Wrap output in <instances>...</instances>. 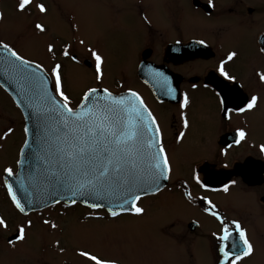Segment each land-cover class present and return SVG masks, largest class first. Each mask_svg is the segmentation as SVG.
<instances>
[{"label":"flooded vegetation","instance_id":"af4514ba","mask_svg":"<svg viewBox=\"0 0 264 264\" xmlns=\"http://www.w3.org/2000/svg\"><path fill=\"white\" fill-rule=\"evenodd\" d=\"M100 1L96 16L104 20L99 27L101 45L86 43L84 50H78L82 55H78L72 52L76 50L75 44L66 42L71 45L69 52L79 58V63L62 55L65 44L54 47L55 58L49 53L48 58L41 59V62L52 66L54 63L64 65L66 61L84 68L86 84L92 83L82 92L89 87H107L114 93L127 94L128 89H132L143 97L161 126L173 174L160 193L145 196L139 206L143 205L142 201L150 199L158 207L165 206L163 209L182 206L188 209L187 215L182 213L184 222L180 229L165 234L168 240L184 246V255H193L195 241L203 238L201 229L204 221L214 228V232L220 228L219 222L204 212L207 205L200 197L210 199L216 205L215 210L227 221H239L247 230L249 239H254L250 229L256 230L254 226L263 223V232H256L264 242V152L260 151V145L264 144V81L260 79L264 74V52L261 51L264 48L263 0ZM67 12L71 20L70 11ZM108 16H113V26L108 25ZM48 24L50 29L56 28L54 22L48 21ZM43 25L46 31H50L45 23ZM199 40H204L206 46L196 43ZM234 40L241 43L236 46L232 43ZM88 48L96 50L105 59L102 83L95 80V60ZM232 51L238 55L227 61ZM246 58L249 62L245 61ZM222 60L227 61L226 71L236 77L235 82L225 81L229 88L246 99L253 95L259 97L258 107L246 113H233L231 120H225L216 96L220 91L217 81L223 80L216 69ZM155 72H163L169 77L171 86L177 89L176 99L167 95L166 86L153 78ZM65 88L73 105L78 103L81 97L72 96L66 83ZM184 92L191 99L186 110L190 122L187 130L182 127L179 107ZM229 107L234 105L230 103ZM239 128L248 135L246 142L235 145L233 140ZM181 131H185V138L178 142L177 136ZM228 144H233V147L228 149V156L223 157L220 152ZM225 163L227 168L223 167ZM4 168H1L3 179L0 182L6 197L3 204L8 202V208L4 210L13 209L14 215L6 220L7 229L0 227V251L26 255L22 245L32 246L41 240L44 223L37 219L60 205L31 211L27 215L19 213L4 187ZM14 171H17V164ZM193 172L199 173L209 190L196 185L192 179ZM232 180L236 183L224 192V184ZM186 191L193 195L191 202L184 195ZM29 220L32 221L31 227L27 226ZM20 226H24L26 232V239L22 241L17 239ZM209 238L212 240H208V254L212 264H217L216 241L213 236ZM9 241L16 243L13 245ZM32 261L44 264L43 258L33 256Z\"/></svg>","mask_w":264,"mask_h":264},{"label":"snow or ice","instance_id":"6c2138e0","mask_svg":"<svg viewBox=\"0 0 264 264\" xmlns=\"http://www.w3.org/2000/svg\"><path fill=\"white\" fill-rule=\"evenodd\" d=\"M31 2L19 0L18 10L26 11ZM36 7L40 13L47 12L43 3ZM35 28L41 33L46 31L41 23L35 24ZM79 43L84 45L85 41L81 39ZM196 43L206 46L204 40ZM54 47L52 43L47 45V52L53 58ZM70 47L66 44L62 55L79 63V58L69 52ZM88 51L95 60V80L102 83L105 59L92 48H88ZM261 51L264 52V48ZM237 55L236 51L230 52L227 61L234 60ZM227 61H220L216 69L223 78L217 81L220 91L216 96L219 97L220 111L225 120H231L233 113H246L258 107L259 97L253 95L246 99L235 89L229 88L225 81L235 82L236 77L226 71ZM0 75L6 84L15 85L13 90L18 97L16 105H23L26 113L23 128L25 139L19 150L20 158L16 161L19 170L4 168V187L19 213L27 215L26 205L34 203L29 189L35 190L37 180H41L44 193L52 204L66 201L67 206H74L83 203L92 210L104 209L107 216L113 219L124 214L138 217L145 214V208L139 206V202L145 196L157 195L166 187L162 181L172 178L173 166L163 142L161 126L138 92L128 89L125 95L114 93L107 87H89L79 102L73 105L72 98L66 92L61 63L45 67L42 63L27 59L3 41H0ZM153 78L162 82L166 86V94L176 99L177 89L171 86L169 77L163 72H155ZM260 79L264 81V74L260 75ZM181 96L182 127L187 130L190 122L186 110L191 105V99L187 92ZM230 103L234 107L230 108ZM12 131L9 128L0 139H6ZM247 135L243 128L237 129L233 143L240 145L246 142ZM184 138L185 131H181L177 141ZM232 147L233 144H228L220 155L227 157L228 149ZM260 151L264 152V144L260 145ZM223 167L227 168L228 165L225 163ZM10 179L25 194L23 202ZM192 179L200 188L209 190L198 172H193ZM26 180L29 181L27 185ZM235 183L232 180L224 184L223 191L228 192L230 185ZM184 195L189 202L193 200L190 191ZM200 199L207 205L204 212L213 216L220 225L219 231L212 234L219 256L217 264H237L253 256L255 247L240 222L227 221L215 210L216 205L210 199ZM41 202L48 206L49 199H42ZM89 217L104 219L95 212H90ZM43 223L47 225L50 221L44 220ZM8 226L6 220L0 217V227L7 229ZM27 226H32L31 220ZM51 227L56 228L57 225L52 223ZM17 239H26L24 226L18 228ZM9 243L14 245L16 241ZM78 255L92 264H118L116 260L103 259L85 250Z\"/></svg>","mask_w":264,"mask_h":264},{"label":"rangeland","instance_id":"374dc122","mask_svg":"<svg viewBox=\"0 0 264 264\" xmlns=\"http://www.w3.org/2000/svg\"><path fill=\"white\" fill-rule=\"evenodd\" d=\"M41 3L45 5L47 14L41 15L36 7ZM18 4V0H0V14L3 17L0 19V41L10 44L27 59L39 62L45 57L47 59L49 43L57 47L66 45V42L74 43L76 50L72 52L78 55H82L78 50H84L86 43L101 45L99 27L104 20L96 16L101 6L100 0H32L23 12L18 10ZM68 10L71 20L68 18ZM112 17L106 19L109 26H113ZM262 19L264 24V13ZM48 21L54 22L56 28L50 29ZM37 23H45L50 31L39 32L35 28ZM81 39L85 41L84 45L79 43ZM232 43L237 44V41ZM245 61L249 62L247 58ZM64 62L63 72L68 90L72 96L80 98L82 91L92 82L86 84L87 72L84 68ZM43 65L51 67L46 62ZM9 128L13 129L12 133L6 139H0V170L5 166L14 170L19 148L25 139L22 116L9 95L0 87V137H4ZM2 173L1 170L0 182L3 179ZM5 199L0 187V217L9 220L14 210H4L8 208V202L3 204ZM142 202L140 206L145 208V214L139 217L124 214L115 219H107L103 210H88L80 205L71 208L59 206L54 211H46L42 218L37 219L42 223L44 220L50 221L47 225L41 224L40 243L35 242L32 246L24 243L22 248L26 255L9 250L0 251V264H34L33 256L43 258L44 264H92L78 255L81 250L103 259L116 260L118 264H212L208 254V240H212L209 236L214 233L211 225L204 221L201 229L203 238L195 241L192 256L184 255V246L168 240L165 234L180 229L184 222L182 213L187 215L188 209L184 206L163 209L165 206L158 207L150 199ZM90 212L104 219L89 217ZM52 223L57 227L52 228ZM254 227L263 232V223ZM256 230L250 229V235L254 237H250L255 247L254 255L237 264H264V242L261 240L263 238L259 239L260 234Z\"/></svg>","mask_w":264,"mask_h":264},{"label":"water","instance_id":"95a60500","mask_svg":"<svg viewBox=\"0 0 264 264\" xmlns=\"http://www.w3.org/2000/svg\"><path fill=\"white\" fill-rule=\"evenodd\" d=\"M6 55V53H5ZM0 86L11 98L12 100L14 101L15 105H16V99H18V97H16V94L14 92V87L15 85H8L6 84V81H4V77L2 75H0ZM126 95V94H125ZM17 106V105H16ZM18 109L20 110L22 116H23V119H24V124L26 123L25 121V110L23 108V105H21L20 107H18ZM29 126H30V122H29ZM19 170V169H18ZM9 182L13 183V187L14 189L17 190V195L21 198L22 202H23V198H24V193L22 191H20L19 189V185L17 183L14 182V180L10 179ZM29 183L28 180L25 181V184L27 185ZM166 181H162V184L165 185ZM30 191H32V199L34 201L33 205H26V211L27 213L30 212V211H35V210H41L43 208H46V207H49L51 205H54L51 203V200L49 197L46 196V194L44 193V190H43V184L41 182V180H37L36 182V189L33 190L32 188L29 189ZM42 199H49V204L48 206H45L41 200ZM89 202H93V201H89ZM61 203H64L67 205L66 201H62ZM83 206H85L83 203H79Z\"/></svg>","mask_w":264,"mask_h":264}]
</instances>
